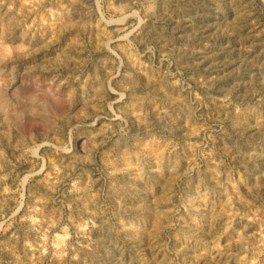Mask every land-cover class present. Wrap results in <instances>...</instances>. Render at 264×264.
Listing matches in <instances>:
<instances>
[{
	"label": "rangeland",
	"instance_id": "rangeland-1",
	"mask_svg": "<svg viewBox=\"0 0 264 264\" xmlns=\"http://www.w3.org/2000/svg\"><path fill=\"white\" fill-rule=\"evenodd\" d=\"M0 264H264V0H0Z\"/></svg>",
	"mask_w": 264,
	"mask_h": 264
},
{
	"label": "bare ground",
	"instance_id": "bare-ground-1",
	"mask_svg": "<svg viewBox=\"0 0 264 264\" xmlns=\"http://www.w3.org/2000/svg\"><path fill=\"white\" fill-rule=\"evenodd\" d=\"M151 4H152V3H151ZM151 4H150V5H151ZM6 47H7V46H6ZM6 47H5V48H6ZM8 51H9V50H8Z\"/></svg>",
	"mask_w": 264,
	"mask_h": 264
}]
</instances>
